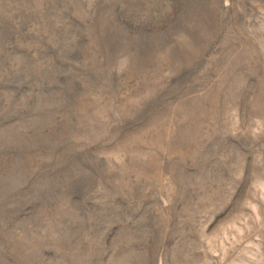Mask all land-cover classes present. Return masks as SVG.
<instances>
[{"label":"rangeland","instance_id":"obj_1","mask_svg":"<svg viewBox=\"0 0 264 264\" xmlns=\"http://www.w3.org/2000/svg\"><path fill=\"white\" fill-rule=\"evenodd\" d=\"M0 264H264V0H0Z\"/></svg>","mask_w":264,"mask_h":264}]
</instances>
